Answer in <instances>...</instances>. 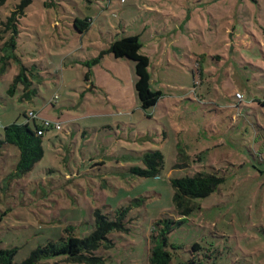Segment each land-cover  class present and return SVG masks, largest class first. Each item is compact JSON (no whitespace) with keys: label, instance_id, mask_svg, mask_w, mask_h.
<instances>
[{"label":"rangeland","instance_id":"obj_1","mask_svg":"<svg viewBox=\"0 0 264 264\" xmlns=\"http://www.w3.org/2000/svg\"><path fill=\"white\" fill-rule=\"evenodd\" d=\"M20 2L0 8V134L45 104L43 118L62 127L45 130L44 154L23 174L17 146L0 151V246L16 248L13 263L68 227L90 232L96 208L114 218L129 205L128 230L109 234L113 246L95 251L104 261L92 264H149L156 221L175 217L171 177L218 170L224 181L169 233L171 264H264V0H32L16 47L3 50L12 32L2 21ZM76 16H91L92 26L79 33ZM123 29L140 33L146 52L169 44L171 64L150 55L151 88L165 96L148 110L134 94L132 61L105 53L93 62ZM21 64L38 88L32 99L20 98L21 87L8 91ZM157 148L160 175L130 172Z\"/></svg>","mask_w":264,"mask_h":264},{"label":"trees","instance_id":"obj_2","mask_svg":"<svg viewBox=\"0 0 264 264\" xmlns=\"http://www.w3.org/2000/svg\"><path fill=\"white\" fill-rule=\"evenodd\" d=\"M6 0H0V8ZM32 0H21L11 10L6 19L2 21L4 29L10 30L12 35L6 41L3 50H14L16 47V35H18L17 22L20 16L25 14V9ZM46 1V0H45ZM46 6L50 3L43 2ZM93 18L76 16L73 19V26L79 33L86 32L92 25ZM142 42L138 34L116 36L101 50L100 54L93 59L97 62L105 53H111L115 58H126L133 62L135 69V93L140 106L148 110L155 106L162 96L159 89L151 88L150 58L141 52ZM13 55V54H12ZM10 54L2 56V60L12 57ZM14 56V55H13ZM15 57V56H14ZM7 62V61H6ZM4 68V67H3ZM31 67L21 64L20 71L15 75L8 91L14 94L16 89L21 87L20 98L32 99L38 88L34 80L28 76ZM89 78V72L85 73V79ZM264 101V99H263ZM53 103V101H52ZM26 120L24 122L13 121L6 125L0 134V151L3 146L13 144L19 149V159L16 163V171L23 174L30 170L34 164L40 160L44 154L42 144L43 134H39L40 123L36 118H30L24 112ZM47 130V129H46ZM45 132V131H44ZM143 166L133 165L129 168L132 174L144 177H154L160 175L164 166V155L160 149H150L142 154ZM224 181V176L218 174V170H201L188 173L184 176L171 177L173 186V210L175 217H164L156 221V227L150 234L151 246L148 254L149 264H171L174 253L168 249L170 247L169 233L177 226L185 222L187 217L199 207L196 201L199 197H204L215 191ZM128 206H122L115 211L114 218L109 214H104L99 208L93 211V229L85 235H77L73 232V226L68 227L56 242L49 241L43 246L34 248L29 256L20 263L15 264H51L49 259L64 258L65 261L73 263L83 261L87 264L104 261L102 256L96 255L95 251L100 248H109L114 242L108 238L113 232L126 231L125 217ZM194 247H199L197 243ZM16 248H4L0 246V263L14 264L13 257Z\"/></svg>","mask_w":264,"mask_h":264},{"label":"crops","instance_id":"obj_3","mask_svg":"<svg viewBox=\"0 0 264 264\" xmlns=\"http://www.w3.org/2000/svg\"><path fill=\"white\" fill-rule=\"evenodd\" d=\"M148 10V9H147ZM160 10H162V9H160ZM159 9H156V11H160ZM92 26V25H91ZM123 32H122V34L121 35H132V34H129V33H126L125 31V29H123L122 30ZM151 32H153L152 30L150 31V34H151ZM138 35H139V38H140V33H137ZM150 38H155V36H154V34L152 35H150ZM112 39H114V38H112ZM112 40L110 39L109 40V43L111 42ZM160 43V44H159ZM157 45H153V44H151V45H149V48H148V50H150V48L153 50L152 52H146V51H143L142 50V48H143V44H142V48H141V52L143 53V54H145V55H147V56H149V58H150V72H151V66L153 65V63H152V58H151V56L150 55H152L154 52H156L155 54H157V53H159L160 55H161V61L162 62H164L165 60H166V62L167 63H170L171 62V58H169V57H171L172 56V54H170V53H167L168 52V50H167V48L169 49V44H163V41H161L160 40V42H159ZM155 47V48H154ZM170 50V49H169ZM150 53V54H149ZM173 54H175L174 53V51L172 52ZM154 54V55H155ZM109 56H111V55H109ZM165 57H168L167 59L165 58ZM175 57V56H174ZM118 59H121V58H118ZM128 61H130L129 59H127ZM176 60H178V58L176 57ZM178 63H179V61H178ZM171 64V63H170ZM115 74V73H114ZM114 77H116V78H118V79H115V80H113L114 81V83H115V85L116 86H118V88L119 89H121V88H123V86H121V82H122V80H124V79H122V78H120L119 76H114ZM111 78V77H110ZM112 79H114V78H112ZM151 81H152V73H151ZM89 82V83H88ZM88 84L87 85H91V80H88ZM133 84H134V80H133V82H132ZM161 92H162V90H161ZM135 95H136V93H134ZM185 93H182V94H180V95H178V97H181V95L183 96ZM163 96H165V94L162 92V96L160 97V99L163 97ZM137 97V96H136ZM177 96L175 95V98H176ZM160 99L158 100V101H160ZM177 99V98H176ZM181 99V98H180ZM50 103L52 104V101H50ZM158 103V102H157ZM48 105V104H47ZM46 104L45 105H43L42 106V108L41 109H37V108H32V109H34L36 112H37V115H38V117H39V115L43 118V117H51V116H46V115H42L41 114V112H40V110H43V109H45L46 108V106H47ZM157 105V104H156ZM155 105V106H156ZM116 108H117V105H114ZM49 119H51V118H49ZM41 123V122H40Z\"/></svg>","mask_w":264,"mask_h":264},{"label":"built area","instance_id":"obj_4","mask_svg":"<svg viewBox=\"0 0 264 264\" xmlns=\"http://www.w3.org/2000/svg\"><path fill=\"white\" fill-rule=\"evenodd\" d=\"M57 97H58V94H55L53 97V100H55ZM26 114L28 117H30L27 119L28 121L32 120V118H36V119L38 118L37 112L34 109H29L28 111H26ZM40 122H41L40 123L41 127H40V130L38 131L39 134H43L44 131L48 128L55 127L57 129H60L62 127L61 122L54 121L49 118H40Z\"/></svg>","mask_w":264,"mask_h":264}]
</instances>
